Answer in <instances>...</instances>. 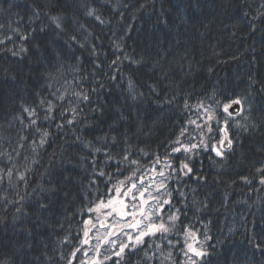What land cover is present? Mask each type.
I'll return each mask as SVG.
<instances>
[{
    "label": "trees",
    "instance_id": "1",
    "mask_svg": "<svg viewBox=\"0 0 264 264\" xmlns=\"http://www.w3.org/2000/svg\"><path fill=\"white\" fill-rule=\"evenodd\" d=\"M0 41V152L11 154L19 171L31 169L27 184L16 174L0 182V264H67L74 249L89 251L80 245L86 218L81 210L97 188L88 194L92 157L83 141L99 147L97 137L116 136L115 155L127 137L149 153L133 157L147 165L152 153L170 151L169 142L187 120L197 119L195 107L186 109L185 102L208 104L210 96L245 98L247 120L230 121L234 143L223 158L201 150L191 159L190 176L172 177L173 204L200 240L211 237L206 264H264V251L254 247L264 248V184L256 172L264 162V0H0ZM65 89L69 95L83 92L89 101L76 105L73 125L64 123L70 116L60 115L72 105L57 102L55 119L40 125L50 133L47 143L34 151L39 136L25 127L27 119H16L21 106ZM237 122L247 124V131L231 126ZM171 159L178 164L184 154ZM6 166H12L7 156L0 157V168ZM163 251L172 253L164 264H184L179 246ZM143 256L142 249L122 264H155ZM84 259L89 257L78 253L74 264Z\"/></svg>",
    "mask_w": 264,
    "mask_h": 264
},
{
    "label": "snow or ice",
    "instance_id": "2",
    "mask_svg": "<svg viewBox=\"0 0 264 264\" xmlns=\"http://www.w3.org/2000/svg\"><path fill=\"white\" fill-rule=\"evenodd\" d=\"M87 14L94 15V11L89 10ZM51 19L57 28L61 27L58 17ZM96 19L100 20V17L96 16ZM100 22L103 23V21ZM13 31L18 32L19 30ZM27 38V36H20L22 41ZM6 39L11 41L12 37L7 36ZM71 39L76 41L75 36ZM3 43L4 41H0V44ZM114 47L119 49L122 45L115 43ZM20 51L26 52L27 49L21 47ZM12 54L18 55V52ZM124 58L131 59L127 55ZM132 62L138 63V61ZM117 63H119L118 59L112 61L113 65ZM152 88L155 91V87L152 86ZM58 92L59 90L49 92L48 96L51 99L40 98L35 106L22 104V114L16 117L21 123L27 119L28 124L25 127L29 130L34 129L33 134L39 136V140L32 141L34 151L43 148L47 143L50 133L47 130H42L40 125L55 119L54 112L58 106L57 102H67L72 105L62 108L60 115L61 117L70 116L71 118L66 119L64 123L73 125L78 122L79 116V109L76 105L89 101V96L83 92H73L70 95L67 89L59 94ZM72 98H75V104H73ZM207 99L212 103L206 104L202 100L192 106L185 102L186 109L195 107L197 119L187 120L185 126L180 129L176 140L169 142L170 151L164 156L152 153V159L147 165H142L140 159L133 157L144 158L149 156V153L129 144L127 137L124 138L123 146L119 147V151L115 155L112 149L119 146L116 136L97 137L96 142L100 145L99 147L92 141H83L84 147L89 149V155L92 157L89 161L92 167V179L89 180L88 194H92L93 187H96L97 191L95 198L81 210L82 215L86 218L82 220L84 227L80 245L92 247L94 255L89 259L80 260L79 264H110V262L122 264L126 255L135 254L142 249L144 250V261L164 264L165 260H172V253L168 252L165 255L163 249L178 246L184 257V264H206L207 257L210 255L206 241L211 237L205 235L204 240H200L199 233L191 227V222L182 224L181 215L183 214L180 208L173 204V191H169V183L174 175L190 176L193 173V168L190 166L191 159L201 150L223 158L225 151L230 152L234 143L229 131L230 121L235 120L236 117L247 120V117L243 115L245 98L226 97L225 100H217L214 96H210ZM41 111L44 113L43 116L40 115ZM220 116H223L224 119L221 120ZM63 126L64 124H57V127ZM231 126L243 128L245 131L248 128L247 124L239 122ZM214 136L218 137L215 143L212 142ZM26 139V137H21V140ZM185 139H188L189 142L185 143ZM77 140H80V137H77ZM194 140L198 142H192ZM180 153L184 154V159L180 160L178 164H174L171 158ZM4 156H7L8 164L12 166L0 168V182L5 177L11 180L12 176L16 174L18 182L27 184V176L31 169L25 165L24 170L19 171L13 156L0 152V157ZM16 156L19 157L20 153L17 152ZM100 156L104 157L103 161L99 159ZM25 160H27L26 157ZM105 168H113L114 171H106ZM256 172L260 175L259 182L264 184V162H262V167L256 169ZM117 176L123 177V179H116ZM242 179L246 183H251L247 177H242ZM98 181L104 183L105 191L99 190ZM175 191L179 192L181 200L185 198L183 191L178 189ZM23 199L20 197L21 201ZM8 202L11 203V201ZM41 207H45V205H41ZM178 224L181 225L179 229L177 228ZM173 233L182 236V241L174 242L169 239V234ZM67 239L65 237V240ZM93 239L95 240L94 245ZM149 240L153 241L150 245ZM156 240H159L160 243H156ZM254 247L264 251L260 243H255ZM81 252L85 257H89L88 248L78 247L70 253L67 264H74L78 253ZM105 252L109 254H105ZM150 252L151 254H149ZM63 258L62 256L61 259Z\"/></svg>",
    "mask_w": 264,
    "mask_h": 264
},
{
    "label": "rangeland",
    "instance_id": "3",
    "mask_svg": "<svg viewBox=\"0 0 264 264\" xmlns=\"http://www.w3.org/2000/svg\"><path fill=\"white\" fill-rule=\"evenodd\" d=\"M94 244H95V242L93 243V245H94ZM89 251H90V252H89V258H90V257L92 256V254H94L93 251H92V247L89 249ZM105 254H107V252H105Z\"/></svg>",
    "mask_w": 264,
    "mask_h": 264
}]
</instances>
